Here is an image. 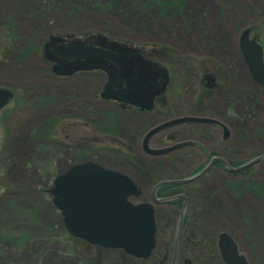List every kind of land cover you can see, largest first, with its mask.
<instances>
[{
	"label": "rangeland",
	"instance_id": "1",
	"mask_svg": "<svg viewBox=\"0 0 264 264\" xmlns=\"http://www.w3.org/2000/svg\"><path fill=\"white\" fill-rule=\"evenodd\" d=\"M41 1L0 0V29L9 32L12 27L14 37L19 38L18 46L33 40L42 51L49 35L67 34L82 40L103 35L119 45L153 51V58L170 75L164 98L176 110L172 115L189 113L196 96L204 93L196 74L205 68L213 72L216 85L205 91L208 98L198 101L202 112L222 116L232 108L248 133L239 156L264 154L263 89L251 78L238 51L239 35L249 26L251 35L257 34L261 41L264 0H112L108 13L104 12L108 0H79L76 5L71 0ZM259 21L262 25L257 24ZM37 53L28 54L21 68L10 55L0 59V86L16 92L15 99L0 110V264H101L114 249L88 244L63 231L47 190L52 178L68 165L83 160L113 164L104 153L89 157L86 146L97 149L133 144L139 165L147 167L155 162L144 154L140 142L143 132L162 116L156 112L137 122L131 114L121 113L113 102L96 94L101 75L95 72L88 79L69 80L65 87L69 88L72 126L69 151L52 143L65 139L61 122L57 125L52 120L50 133L42 137L39 131L40 136H36V126L52 113L66 114L68 104L65 100L52 101L38 109L41 92L54 96V84L58 83L46 80L42 84L44 80L37 75L42 65ZM185 86L188 95L183 92ZM64 119L61 124H66L65 115ZM118 125L127 126L117 129ZM163 137L160 133L150 139V146L166 144ZM116 167L135 184L143 188L149 185L144 171H138L130 161L117 162ZM239 178L245 180L243 188H223V181ZM197 184L209 196L216 193L213 229L228 233L251 264H264V159L241 176L213 169ZM200 212L196 220L202 217L203 226L208 227L205 221L209 213ZM117 255L121 259L117 261L124 264L118 251Z\"/></svg>",
	"mask_w": 264,
	"mask_h": 264
},
{
	"label": "water",
	"instance_id": "2",
	"mask_svg": "<svg viewBox=\"0 0 264 264\" xmlns=\"http://www.w3.org/2000/svg\"><path fill=\"white\" fill-rule=\"evenodd\" d=\"M62 41L61 36L50 35L43 45L44 57L54 62V71L59 74L103 70L107 80L100 93L102 98L148 109L151 108L153 99L165 90L168 82L166 70L153 67L137 54V48L119 45L103 35H95L94 44L76 41L64 45ZM239 48L253 80L264 86L261 46L255 40L249 39L247 30L239 35ZM12 98L13 91L0 86V110ZM183 121L212 122L213 119L185 115L158 123L144 133L142 149L151 155H161L188 144V141H184L159 148L150 147L148 144L149 139L160 130ZM260 159H264V154L257 155L240 166L231 167L221 157L214 156L202 172L214 161H220L230 171H237ZM200 173L182 179L158 181L150 191L153 202H166L177 198L183 202L177 218L172 264H176L186 197L177 194L159 198L155 192L166 184L194 180ZM49 193L70 235L104 248L122 249L143 259L151 254L156 232L154 206L150 201H131L130 197L137 196L140 189L127 174L86 160L58 173L52 180ZM217 245L224 264H248L229 234L219 233Z\"/></svg>",
	"mask_w": 264,
	"mask_h": 264
},
{
	"label": "flooded vegetation",
	"instance_id": "3",
	"mask_svg": "<svg viewBox=\"0 0 264 264\" xmlns=\"http://www.w3.org/2000/svg\"><path fill=\"white\" fill-rule=\"evenodd\" d=\"M263 8H264V5H263ZM262 20H264V19H262ZM257 23L259 25H262L261 21H259ZM262 26H263L262 38H261V41H259V42L256 38L257 34L251 35V30H252L251 27L252 26L251 27L249 26V28H247L245 30L248 31L249 39L255 40L257 43H259L262 46V50H263L262 55H263V61H264V25H262ZM61 37L63 38L62 44H64V45H67L69 43L70 44L75 43L76 42L75 40H77L81 43H84V44H94V36L92 38L90 37V38H87L84 40H81L80 38L71 37L70 35H67V34H62ZM238 51L240 53V56H241L243 63L245 64L246 68L249 71V68H248V66H247V64H246V62H245V60L241 54L240 48H239V38H238ZM152 53H153V51L152 52L151 51L143 52L142 50H137V54L140 55L145 60H147L149 63H151V65L153 67H157L159 69H164V70L168 71V69L165 66H162L157 60H155L153 58ZM37 56L40 57L39 60L42 63V65L39 67V70L37 72V75L39 76L40 80H44V81H42V84H43V82L46 83L47 82L46 80H53V83L54 82L58 83V85L54 84V94H53L54 96H49L50 93L46 92V91L41 92L42 95H40V97L38 99L39 102H38V100H37L38 103L36 102V104H38V109H42V106L44 104L52 102V101L60 103L63 100H65L68 104L66 106L67 112H66V114H64L66 117V121H67L66 124H61L62 123L61 120H65L63 113H52L50 116L47 117L46 121H44L39 126H36L35 134H36V136L42 135V137H43V136H45L46 132H48V134H49L50 131L52 130L51 129L52 120H56L57 125L59 124V122H61L59 125L63 128L62 130L66 131V133H67L65 136V139H63L61 141L54 140V141H52V143L58 145L61 148L63 147L64 150L69 147V139H68L69 127H72V126H69V88L66 89L65 87H67L66 85L69 86V80L74 81L76 79H81V78H84V79L87 78L88 79V75L90 73L97 72L98 75H101V77H100L101 85L96 90V94L98 95V97L103 99V100L113 102L114 103L113 105L116 108H118L121 111V113L131 114L133 116V118L135 119V121H137V122L141 121L144 116H146V115L149 116L150 114H153L156 112H159L160 113L159 115H161L162 118L159 122L153 124L152 126H154L158 123H161L167 119H172V118L185 116V115L196 116V117H205V118L213 119L212 122L183 121V122L171 125L169 127H166L165 129H162L158 132V133H161V137L164 136L163 141H166V144L159 145V146H153V148L168 146V145L174 144L177 141H188L189 142L188 144L183 145L179 148H176V149L166 153V154L174 153V152L180 153L184 159V166H186L188 168L198 167L200 165V163L204 164L205 162H207L209 154H213L211 157H214V156L221 157L225 162L233 161V158L235 156H238V153L233 148L234 143H233V136H231V134H233V130L235 128L242 126L241 122L243 121V119H241V116L237 115L233 111L232 108L231 109L227 108L225 111V114L222 116L218 115L217 113H213V114L205 113V112H202V107L199 105L201 103L198 101H200L201 98H204V99L208 98V96L204 95L205 91L206 90H212L216 85L215 76H214L213 72H210L209 70H206L205 68L201 69L200 72L196 74V75H198V77L200 76L199 79H197V76H195L196 79L199 80V86L201 88V91H203L204 93L200 92V94H198L199 97H197L198 95L196 96V98H195L196 101H194L193 108H192V110H190L189 113L182 111L179 114L176 113V114L172 115L171 111H176V110L173 109L172 107H170L164 98L168 87H166L164 94L157 96L153 99L151 108L140 109L139 107L134 106V105H129L126 103L117 102V101L111 100V99H105V98H102L100 96V92L103 90L106 79H107L106 73L103 70H101V69L80 70V71H75L70 75L69 74L68 75L67 74H59V73H56L54 71L55 64L53 63V61L47 60L44 57L43 49H42L41 53ZM214 70L218 71V68H215ZM167 74H168V72H167ZM249 74H250V72H249ZM69 78H71V79H69ZM192 78H193V75H192ZM168 80H169V82H171L170 81V75L168 76ZM258 86L260 87V89L263 88V91H264V86H260L259 84H258ZM10 89L13 91V99H15L16 92L12 87H10ZM183 90H184L183 91L184 94L188 95L187 94V90H188L187 86H185L183 88ZM206 106H208V103L206 104ZM126 126L127 125H124V126L118 125L117 129H120L121 127L126 128ZM152 126H150V128ZM140 127H141V125H140ZM148 129L149 128H147L145 130V132ZM140 130H141V128H140ZM39 131L41 132V134L37 135ZM145 132H143V135ZM149 146H150V143H149ZM140 147L142 149L141 142H140ZM142 151L144 152L145 155H148V156L160 157V156L166 155V154L150 155V154L146 153L143 149H142ZM218 162H220V161H218ZM68 167H69V165L67 166V168ZM197 181H198V178H195L194 180L179 184V185H182L183 187H182V191L178 192L177 194H183L186 197V208H185L183 218H184L185 214L187 212H189L188 211V196L184 192V189L187 190V188L184 185L187 183L193 182L194 183L193 188L198 191L199 189H202V187L200 186V184H197ZM152 187H151V189H152ZM151 189H150V191H151ZM157 190H156V192H157ZM140 192H141V188H140ZM156 192H155V195L159 198H164V197L176 195V194H173V195H169V196H158ZM48 194H49V192H48ZM215 195H216V193H213L211 196H209V194H208L207 200L208 199L216 200ZM175 200H180V202H181L179 210H178V214H177V218H178L180 208H181L182 203H183L182 199H180V198L173 199V200L166 201V202H153L151 200L150 192H149L148 198H145V199H141L139 197L134 198V202H145V201L152 202L153 206H154V215H155L156 205L165 204V203L175 201ZM49 203L54 209H56L55 211L57 213H59V215H60V212L56 208V206L54 205L53 201L50 200ZM190 214H191V212H190ZM59 218H60L59 222H60V225L62 226V229L66 231L65 226L63 224V221L61 219V215L59 216ZM155 222H156V220H155ZM176 224H177V219H176ZM182 224H183V220H182ZM181 229H182V225H181ZM181 229H180V233H181ZM175 231H176V226H175ZM174 234H175V232H174ZM173 244H174V241H173ZM178 248H179V239H178ZM173 249H174V246H173ZM172 256H173V251H172ZM172 256H171V264H172ZM179 263H181V257L178 255V250H177L176 264H179Z\"/></svg>",
	"mask_w": 264,
	"mask_h": 264
},
{
	"label": "trees",
	"instance_id": "4",
	"mask_svg": "<svg viewBox=\"0 0 264 264\" xmlns=\"http://www.w3.org/2000/svg\"><path fill=\"white\" fill-rule=\"evenodd\" d=\"M43 1L44 0L41 2ZM71 1L75 5L80 3L77 2L79 0ZM91 3H94V1ZM105 4L104 12L108 13L112 8V0L106 1ZM43 6H46V4ZM12 30V27L9 29V32L8 30L6 31V29H0V59L10 55L16 61L17 67L21 68L22 63L25 61L28 54H30L32 51H38L37 54L39 55L41 50L38 46L33 44V40L25 41L23 47L18 46L17 42L19 38L14 37V30ZM34 131L36 132V130ZM158 134H155L151 140ZM234 142H236V140ZM132 145L133 144L121 145L127 149H124L119 145H102L97 149H94L95 147L90 146L86 147L89 148L87 151L89 157H91L92 154H96L98 156L100 153H104V155L108 157V159L113 163H109V165L106 166L118 169V167H116L117 162L123 163L130 161L136 167H138V171H144L145 176L148 177L149 185L145 186L144 188L138 185L141 188V193L138 197L141 199L148 198L150 189L155 184V182L164 178H171L170 173L173 170H180L183 172V174L190 172L188 167L182 165L184 164V159L178 152L169 153L160 157L146 155L149 158H152V160H155V162L153 161L152 163H148L147 167L141 166L138 164L139 155L137 150L135 147L132 148ZM229 162L231 164H236L235 161ZM250 169L251 167L241 171L240 174L249 173ZM191 172H193V170ZM244 181L239 179L228 181L226 184H224V186L228 190L230 189L231 191H234L237 188H243L245 186ZM184 186L187 188V190L184 189V192L188 196L189 212H187L183 218L182 229L179 237L178 255L181 257V263L179 264H223L217 249V237L219 232L213 229L214 227L212 224L214 222L213 219L216 218L213 205H216L217 202L214 199L207 200L208 193H203V191L200 192L194 189L193 182L187 183ZM182 187V185H164L161 186L156 193L158 196H169L181 192ZM180 203V200H175L165 204L156 205L155 246L150 256H148L146 259L133 257L126 254L123 250L114 249L110 250L111 255L100 263L120 264L117 261V259L121 261L120 257L117 255L118 251V253L123 256L124 261H126L123 262L124 264H171L174 232ZM199 209L201 212L204 211L209 213V216L205 221L208 227L203 226L204 220H202V217L200 221L196 220L197 215L201 216V214L198 213ZM193 218L195 219L193 220ZM247 261L249 264H251L249 259H247Z\"/></svg>",
	"mask_w": 264,
	"mask_h": 264
},
{
	"label": "bare ground",
	"instance_id": "5",
	"mask_svg": "<svg viewBox=\"0 0 264 264\" xmlns=\"http://www.w3.org/2000/svg\"><path fill=\"white\" fill-rule=\"evenodd\" d=\"M260 45V44H259ZM261 46V45H260ZM261 50H262V46H261ZM262 54H263V50H262ZM262 57H263V55H262ZM261 89H263V88H261ZM261 96H262V105H263V111H264V91L261 93ZM173 119V118H172ZM168 120H170V119H167V120H165V121H168ZM164 122V121H163ZM192 122H197V121H192ZM242 123V122H241ZM233 143H234V145H233V148H234V150L238 153V156H235L234 158H233V161H235V163L236 164H231L230 162H226L229 166H231V167H237V166H240V165H242V164H245L246 162H249L250 160H252L254 157H256L258 154H251L249 157H247V154H246V157H242V156H239L240 154H243V150H239V147H241V145L242 146H244L245 145V143H244V140L245 139H247L248 138V133H246L245 132V130L243 129V126H240V127H237V128H235L234 130H233ZM236 140V142H234ZM178 142H184V141H177V142H175V143H178ZM168 153V152H167ZM166 154V153H165ZM173 155V154H172ZM213 154H209V157H208V160H207V162H205L204 164L203 163H200V165L198 166V167H194V168H192V167H190V169L192 168V170H193V172H191V173H189V172H187V173H184L183 174V172L182 171H180V170H173L171 173H170V176H171V178H164V179H161V180H176V179H182V178H186V177H189V176H192V175H195V174H197V173H200V175L197 177L198 178V180L199 181H201V180H203V178L204 177H206V175L211 171V170H213V169H218V170H221V171H225V172H227V173H229V174H232V175H240L241 176V174H240V172L241 171H243V170H245V169H247V168H249V167H251L252 168V166L254 165V164H256V163H258L260 160H258V161H256V162H254V163H250L247 167H245V168H243V169H240V170H237V171H230V170H228L227 168H226V166L224 165V164H221L220 162H218V161H214V162H212L208 167H207V169L204 171V172H202V170H204V168L207 166V164H209V162L211 161V159L213 158V157H211ZM182 165H184V164H182ZM243 176V175H242ZM161 180H158V181H161ZM238 180V179H237ZM239 180H241L240 178H239ZM157 181V182H158ZM228 181H233V180H225V181H223L222 182V186H223V188L224 189H226V187L224 186V184H226ZM180 183H177V184H166V185H179ZM198 191H200V192H202L203 191V193H208V192H206L205 190H203V189H199ZM177 195V194H176ZM217 204L218 203H216V205H213V208H214V206L215 207H217V209H218V206H217ZM214 212H215V210H214ZM224 232V231H223ZM219 233H221V232H219ZM226 233V232H225ZM228 234V233H227ZM179 237H180V232H179ZM174 238H175V234H174ZM217 249H218V245H217Z\"/></svg>",
	"mask_w": 264,
	"mask_h": 264
}]
</instances>
